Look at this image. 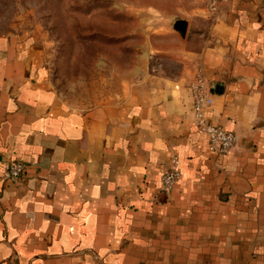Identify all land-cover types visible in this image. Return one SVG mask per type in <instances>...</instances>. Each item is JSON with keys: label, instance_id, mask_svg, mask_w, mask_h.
I'll use <instances>...</instances> for the list:
<instances>
[{"label": "crops", "instance_id": "crops-1", "mask_svg": "<svg viewBox=\"0 0 264 264\" xmlns=\"http://www.w3.org/2000/svg\"><path fill=\"white\" fill-rule=\"evenodd\" d=\"M202 10L203 45L155 49L175 71L85 107L56 93L39 42L0 31V264H264V0ZM197 68L207 118L237 137L224 156L194 127Z\"/></svg>", "mask_w": 264, "mask_h": 264}, {"label": "rangeland", "instance_id": "rangeland-1", "mask_svg": "<svg viewBox=\"0 0 264 264\" xmlns=\"http://www.w3.org/2000/svg\"><path fill=\"white\" fill-rule=\"evenodd\" d=\"M204 7L205 0H0V31L39 42L56 93L85 107L117 97L164 64L175 71L176 62L155 49L203 45ZM185 23L188 34L178 30Z\"/></svg>", "mask_w": 264, "mask_h": 264}, {"label": "built area", "instance_id": "built-area-1", "mask_svg": "<svg viewBox=\"0 0 264 264\" xmlns=\"http://www.w3.org/2000/svg\"><path fill=\"white\" fill-rule=\"evenodd\" d=\"M227 0H205L207 10L212 17L220 11L221 2ZM210 82L201 68H197L189 84L191 111L196 132L206 135L208 148L217 156H224L231 151L237 137L233 131L207 118L206 112L212 105L213 99L209 91ZM170 167L161 176V188L170 191L180 177V160L172 154ZM24 164L21 161L9 159L2 165L1 173L4 180L15 182L21 178Z\"/></svg>", "mask_w": 264, "mask_h": 264}, {"label": "water", "instance_id": "water-1", "mask_svg": "<svg viewBox=\"0 0 264 264\" xmlns=\"http://www.w3.org/2000/svg\"><path fill=\"white\" fill-rule=\"evenodd\" d=\"M179 29H181V30H180L181 32H184V30H185L184 27H182V28H178V30H179ZM210 87H211V86H210ZM209 91H210V89H209ZM212 92H213V90H212Z\"/></svg>", "mask_w": 264, "mask_h": 264}]
</instances>
